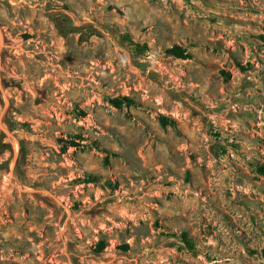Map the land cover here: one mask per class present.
Returning a JSON list of instances; mask_svg holds the SVG:
<instances>
[{
	"label": "rangeland",
	"instance_id": "obj_1",
	"mask_svg": "<svg viewBox=\"0 0 264 264\" xmlns=\"http://www.w3.org/2000/svg\"><path fill=\"white\" fill-rule=\"evenodd\" d=\"M0 36V264H264V0H0Z\"/></svg>",
	"mask_w": 264,
	"mask_h": 264
},
{
	"label": "trees",
	"instance_id": "obj_2",
	"mask_svg": "<svg viewBox=\"0 0 264 264\" xmlns=\"http://www.w3.org/2000/svg\"><path fill=\"white\" fill-rule=\"evenodd\" d=\"M121 38L124 43L128 44L131 47L133 53H135L137 56H142L149 51V47L147 44L135 43L134 41L131 40V38L128 35H124ZM165 54L167 55V57H173L181 60H189L192 58L191 55L189 53H186V51L183 48L176 45L167 49L165 51ZM108 102L113 108L117 110H121L123 107L128 108L130 106H133V101H131L128 97H116L113 99H109ZM159 121L163 128L169 125V122L165 117H160ZM258 171L262 176H264V164L258 168ZM180 240L185 244V246L191 252V254L195 255L193 251V244L190 240L186 238L185 234H181Z\"/></svg>",
	"mask_w": 264,
	"mask_h": 264
},
{
	"label": "bare ground",
	"instance_id": "obj_3",
	"mask_svg": "<svg viewBox=\"0 0 264 264\" xmlns=\"http://www.w3.org/2000/svg\"><path fill=\"white\" fill-rule=\"evenodd\" d=\"M0 40H1V36H0Z\"/></svg>",
	"mask_w": 264,
	"mask_h": 264
}]
</instances>
